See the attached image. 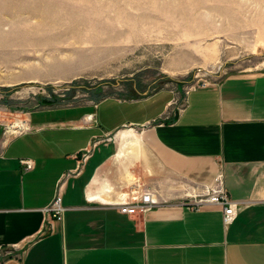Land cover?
<instances>
[{"label":"crops","instance_id":"obj_1","mask_svg":"<svg viewBox=\"0 0 264 264\" xmlns=\"http://www.w3.org/2000/svg\"><path fill=\"white\" fill-rule=\"evenodd\" d=\"M183 100L160 89L44 107L15 134L0 114V264H264V72ZM217 178L237 203L230 224L194 203ZM135 189L156 203L121 213ZM57 193L62 221L45 212Z\"/></svg>","mask_w":264,"mask_h":264},{"label":"rangeland","instance_id":"obj_2","mask_svg":"<svg viewBox=\"0 0 264 264\" xmlns=\"http://www.w3.org/2000/svg\"><path fill=\"white\" fill-rule=\"evenodd\" d=\"M264 72V0H0V114Z\"/></svg>","mask_w":264,"mask_h":264},{"label":"built area","instance_id":"obj_3","mask_svg":"<svg viewBox=\"0 0 264 264\" xmlns=\"http://www.w3.org/2000/svg\"><path fill=\"white\" fill-rule=\"evenodd\" d=\"M208 84L203 83L201 87H206ZM186 90L185 95L189 90ZM94 114L87 116L88 120H93ZM27 128L21 129L19 132L25 131ZM91 150H85L81 155V162H85L90 156ZM23 164L27 169L32 167L30 160H23ZM156 203L150 191L139 192L138 190H131L129 196L117 204L119 211L123 214H133L137 212H146ZM194 203L198 207L202 206H220L223 209V222L224 224H230L237 216V203L232 200L224 187L221 178H217L216 183L207 188L203 195L199 198H194ZM66 208L63 205L62 196L57 193L51 202V204L45 209V212L52 219L62 221L64 218Z\"/></svg>","mask_w":264,"mask_h":264},{"label":"bare ground","instance_id":"obj_4","mask_svg":"<svg viewBox=\"0 0 264 264\" xmlns=\"http://www.w3.org/2000/svg\"><path fill=\"white\" fill-rule=\"evenodd\" d=\"M23 128H27V123L24 120H20V119H15L12 122V125H9L8 129L10 131L11 134H15V133H19V131ZM126 136H132L134 135L133 132L128 131L126 134ZM103 202H108V200L106 199H102Z\"/></svg>","mask_w":264,"mask_h":264}]
</instances>
